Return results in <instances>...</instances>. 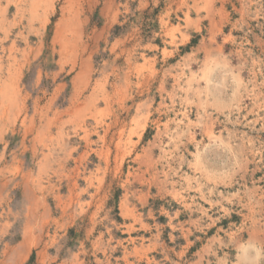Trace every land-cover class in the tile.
<instances>
[{
	"label": "rangeland",
	"instance_id": "rangeland-1",
	"mask_svg": "<svg viewBox=\"0 0 264 264\" xmlns=\"http://www.w3.org/2000/svg\"><path fill=\"white\" fill-rule=\"evenodd\" d=\"M0 264H264V0H0Z\"/></svg>",
	"mask_w": 264,
	"mask_h": 264
}]
</instances>
